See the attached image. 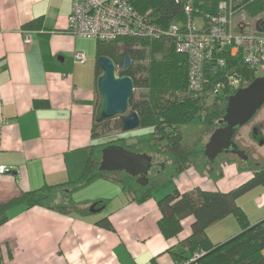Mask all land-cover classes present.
<instances>
[{
	"label": "crops",
	"instance_id": "1",
	"mask_svg": "<svg viewBox=\"0 0 264 264\" xmlns=\"http://www.w3.org/2000/svg\"><path fill=\"white\" fill-rule=\"evenodd\" d=\"M70 13L69 0H0V166L10 169L0 174V208L44 186L68 187L97 141L96 46L86 50L69 32ZM246 18L242 31H257ZM75 52L85 54V63L73 62ZM244 175L236 177L239 183ZM179 178L166 192H155L156 186L141 203L111 179H98L71 195L78 210L13 206L0 223L2 264H174L168 249L190 236L192 218L181 221L177 239L166 240L157 226V201L174 189L216 191L198 174ZM91 185L97 193L81 198ZM93 204L98 212L89 211ZM103 219L109 228L99 225ZM247 219L250 225L264 219V206ZM205 232L217 245L242 229L227 216Z\"/></svg>",
	"mask_w": 264,
	"mask_h": 264
},
{
	"label": "trees",
	"instance_id": "2",
	"mask_svg": "<svg viewBox=\"0 0 264 264\" xmlns=\"http://www.w3.org/2000/svg\"><path fill=\"white\" fill-rule=\"evenodd\" d=\"M128 1L152 24L163 29L171 24H177L179 33L182 34L185 4L190 2L193 17L200 18L216 15L218 4L223 0ZM239 6L244 8V12L250 19H257L264 12L263 0H243ZM176 40V37L167 35L158 40L120 38L109 43L96 41L97 58L110 57L118 71L122 69L124 57L130 56L131 65L122 72V75L129 76L134 83V93L130 98L129 108L138 115L139 128L146 127L152 130L149 137L143 141L137 140L134 144L125 142L124 138L104 144L95 133V129L101 127L104 122L94 123L92 137L97 141L88 150L82 175L68 187L44 186L23 194L0 208V223L5 219V211L16 205L27 208L42 207L60 213H67L71 209L78 210L70 198L71 195L77 189L98 179H111L121 186L123 192L137 203H141L151 196L152 189L159 183L175 178L187 167H193L202 172L212 165V161L204 156V146L200 144L201 142L188 151L182 148V136L177 126L189 122L197 114L207 113L208 126L211 128L221 118L225 97L233 92L223 89L213 94L211 90L214 84L225 80L230 74H239L242 76L240 87H244L257 77V71L248 70L242 66L240 55L232 57L228 48L216 47L204 67L205 83L202 92H189L187 90L188 58L186 54L177 51ZM218 60L224 61L223 67L218 65ZM96 72L99 75L98 66H96ZM203 95L214 98L210 106L205 104L206 99ZM118 127L121 128L120 121ZM131 137L136 138L133 135ZM109 145H118L131 152L151 156L152 167L147 176V185L140 186L135 178L124 172L99 170L101 150ZM158 158H164L169 163L163 170H159L157 166L154 167V161ZM248 165L249 167H241V170L252 171V176L235 189L227 192L202 189L179 192L174 189L157 201L161 214L157 226L166 240L177 239L181 232V221L188 217L192 218L190 236L178 242L176 250L168 249L174 264H187L196 254L208 253L214 248L218 249L192 264H262L264 262V222L226 244H211L205 232L206 228L227 216L234 217L242 232L252 226L237 200L255 187H264V162L256 166ZM150 174L155 176L151 177ZM96 205L98 206L99 203ZM99 225L104 228L110 227L107 219L101 220ZM0 264H2L1 257Z\"/></svg>",
	"mask_w": 264,
	"mask_h": 264
},
{
	"label": "built area",
	"instance_id": "3",
	"mask_svg": "<svg viewBox=\"0 0 264 264\" xmlns=\"http://www.w3.org/2000/svg\"><path fill=\"white\" fill-rule=\"evenodd\" d=\"M71 13L68 18L69 32L79 38H93L96 41L109 43L120 38L158 40L162 36L176 37V49L188 58L187 90L200 93L205 83L204 67L211 57L213 49L228 48L232 57L240 55L241 65L248 70L257 71L264 66V16L256 20L259 31L243 32L248 21L245 15L237 18L232 1H221L214 16L200 17L201 25L196 27L193 8L188 2L184 6V30L179 33V26L171 24L166 29L152 24L145 16L139 14L128 0H69ZM206 20V21H205ZM30 42L25 35L24 45ZM86 56L75 52L73 62L83 64ZM220 67L223 60H218ZM242 76L230 74L223 81H218L212 88L217 94L224 90L234 91L240 87ZM10 169L0 166V174ZM201 254H196L190 262L194 263Z\"/></svg>",
	"mask_w": 264,
	"mask_h": 264
},
{
	"label": "water",
	"instance_id": "4",
	"mask_svg": "<svg viewBox=\"0 0 264 264\" xmlns=\"http://www.w3.org/2000/svg\"><path fill=\"white\" fill-rule=\"evenodd\" d=\"M259 30V28H257ZM100 73L96 78V90L98 103L95 109L94 120L96 124L119 118L121 130L129 132L139 128L138 115L129 108L130 98L134 93L133 80L122 75L131 65L130 56L123 59L122 69L117 70L114 61L108 56H99L96 60ZM264 105V76L256 77L244 87L234 90L225 97V104L218 121L219 127L210 135L204 146V156L213 161L221 153H230L243 161L248 159L247 155L238 149L234 141L237 131L245 126ZM260 141L259 144H263ZM152 167L151 156L145 153H135L118 145H109L101 150L99 170L103 172H124L135 178L136 183L145 186L148 183V174ZM90 212H98L93 204ZM264 222V219L252 225L238 235H242ZM237 235V236H238ZM237 236L224 242L229 243ZM222 244V245H223ZM214 248L208 253L202 254L201 259L217 250ZM197 260L194 262L196 263Z\"/></svg>",
	"mask_w": 264,
	"mask_h": 264
},
{
	"label": "rangeland",
	"instance_id": "5",
	"mask_svg": "<svg viewBox=\"0 0 264 264\" xmlns=\"http://www.w3.org/2000/svg\"><path fill=\"white\" fill-rule=\"evenodd\" d=\"M231 1L234 9H237V18L240 14H243L248 17V15L244 12V8L242 6H239L241 4V1L243 0ZM263 16L264 12L257 17V22L259 19L263 18ZM249 20L250 23H252L253 25L256 22L252 18ZM194 23L195 26L198 28L201 25V20L199 18H195ZM257 31L259 30L257 29ZM82 40L84 48L86 50L89 48H95V39L82 38ZM94 61L96 62V59ZM256 76H264V66L263 68H259L257 70ZM203 96L204 99H206V103H204L210 106L213 103L214 98L208 95ZM119 121V118H114L104 122L101 127L95 129V133L97 134V136H99V139L102 143L109 144L111 142L116 141L117 139L124 138L125 142L127 141L128 143L134 144V142L137 140L143 141L147 139L149 137V133L152 131L149 128L143 127L137 128L129 132H123L121 128L118 127ZM218 127V123H215V125L209 128L207 113L195 115L189 122L177 126V130L182 136V148L185 151H188L198 142H201L200 144L205 146L211 133ZM254 127L260 128V133L264 135V105L255 114V116L245 126L241 127L236 133L235 141L241 147V150L244 151V153L247 155L248 159L246 161L248 163H246V161L241 160L235 155H218L211 162L212 165L205 169V171L200 172L196 168L187 167V169L183 173L176 176L175 178L167 179L159 183L157 185V188H155V192H166V190L170 189V187L174 185L173 180H175V182H178V180L180 179L179 176H183L184 174H187V176L190 177H193V175L198 174L199 179H201L199 180V182H202V180L207 181L208 186L213 187L216 191H221L219 189L221 185L227 187L229 190L237 188L241 184V182L239 183L236 177L245 174L244 176H247L249 179L253 174V172L248 169L241 170V167H249L248 164L256 166L264 162V144L259 145L258 142L250 139V134ZM129 134H132L136 138L131 137L132 135ZM135 146L138 148L140 147L138 145ZM168 164L169 163L164 158H158L156 161H154V167L157 166L159 170H163L166 166H168ZM235 170H237V175L235 173ZM150 176L154 177L155 175L150 174ZM95 186L97 185H91L81 191V198H87V196L91 195V193H97V189H95ZM195 189H198V187H196ZM237 202L245 213V215L252 217L253 215L259 213L260 208L264 206V187L258 186L249 190L245 194L241 195L238 198ZM98 215L99 214H95V216Z\"/></svg>",
	"mask_w": 264,
	"mask_h": 264
},
{
	"label": "flooded vegetation",
	"instance_id": "6",
	"mask_svg": "<svg viewBox=\"0 0 264 264\" xmlns=\"http://www.w3.org/2000/svg\"><path fill=\"white\" fill-rule=\"evenodd\" d=\"M235 137H236V136H235ZM250 139H252V140L258 142V144L260 143V141H263V140H264V135L260 133V128H256V127H254V128L252 129V132H251V134H250ZM234 141H235V138H234ZM235 143H236V141H235ZM236 144H237V143H236ZM263 144H264V142H263ZM259 145H262V144H259ZM237 146H238V149L241 150V147H240L238 144H237ZM243 152H244V151H243ZM220 155H232V154H230V153H227V154H225V153H221Z\"/></svg>",
	"mask_w": 264,
	"mask_h": 264
}]
</instances>
